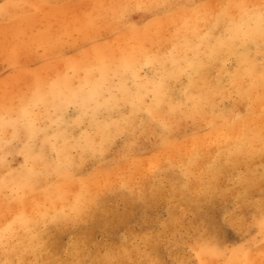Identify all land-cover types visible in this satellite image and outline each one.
I'll list each match as a JSON object with an SVG mask.
<instances>
[{
  "label": "clouds",
  "instance_id": "9594fccd",
  "mask_svg": "<svg viewBox=\"0 0 264 264\" xmlns=\"http://www.w3.org/2000/svg\"><path fill=\"white\" fill-rule=\"evenodd\" d=\"M0 264H264V0H0Z\"/></svg>",
  "mask_w": 264,
  "mask_h": 264
},
{
  "label": "bare ground",
  "instance_id": "6f19581e",
  "mask_svg": "<svg viewBox=\"0 0 264 264\" xmlns=\"http://www.w3.org/2000/svg\"><path fill=\"white\" fill-rule=\"evenodd\" d=\"M143 210V206L140 205H129L127 208V211H123L122 210V215L121 217H119L120 219H122L124 221L125 224H134L136 221H138L139 219V213L140 211ZM159 208L155 205L151 206L150 208H148V213H150L148 215V219L151 221L152 219H154V213L158 212ZM98 223L97 224H93L89 226L88 231L93 235H97L98 234Z\"/></svg>",
  "mask_w": 264,
  "mask_h": 264
},
{
  "label": "rangeland",
  "instance_id": "374dc122",
  "mask_svg": "<svg viewBox=\"0 0 264 264\" xmlns=\"http://www.w3.org/2000/svg\"><path fill=\"white\" fill-rule=\"evenodd\" d=\"M141 212H142V210L140 211V213H139V215L141 214ZM150 213H148V215H149ZM140 217V216H139Z\"/></svg>",
  "mask_w": 264,
  "mask_h": 264
}]
</instances>
